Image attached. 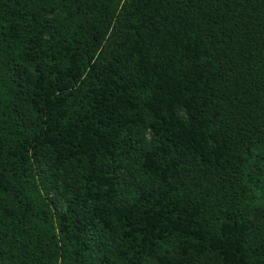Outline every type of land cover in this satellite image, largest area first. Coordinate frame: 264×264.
Returning <instances> with one entry per match:
<instances>
[{
	"label": "trees",
	"instance_id": "obj_1",
	"mask_svg": "<svg viewBox=\"0 0 264 264\" xmlns=\"http://www.w3.org/2000/svg\"><path fill=\"white\" fill-rule=\"evenodd\" d=\"M0 264H264V0H0Z\"/></svg>",
	"mask_w": 264,
	"mask_h": 264
},
{
	"label": "rangeland",
	"instance_id": "obj_2",
	"mask_svg": "<svg viewBox=\"0 0 264 264\" xmlns=\"http://www.w3.org/2000/svg\"><path fill=\"white\" fill-rule=\"evenodd\" d=\"M41 171H42L43 174H45V175H47V176L49 175L48 167H47V165H46L45 163L41 165ZM60 189H61V187L58 186V189L55 190L54 192H56V191H60ZM54 192H53V194H54Z\"/></svg>",
	"mask_w": 264,
	"mask_h": 264
}]
</instances>
